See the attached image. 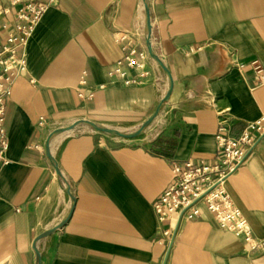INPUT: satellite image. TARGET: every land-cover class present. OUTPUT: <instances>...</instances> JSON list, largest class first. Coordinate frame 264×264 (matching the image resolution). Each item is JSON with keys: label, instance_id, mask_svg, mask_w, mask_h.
<instances>
[{"label": "crops", "instance_id": "crops-1", "mask_svg": "<svg viewBox=\"0 0 264 264\" xmlns=\"http://www.w3.org/2000/svg\"><path fill=\"white\" fill-rule=\"evenodd\" d=\"M146 2L160 62L146 49L145 22L138 27L144 0H58L34 28L26 74L14 78L6 100L0 264H36L34 239L66 216L37 243L41 264H264V137L227 181L262 248L245 251L206 209L198 220L163 227L153 207L172 180L169 159L212 164L220 122L264 116V84L248 66L231 65L259 60L264 68V0ZM128 41L145 58L139 68L116 71ZM170 88L137 136L80 124L51 139L55 163L48 157L50 133L78 119L136 132Z\"/></svg>", "mask_w": 264, "mask_h": 264}, {"label": "built area", "instance_id": "built-area-1", "mask_svg": "<svg viewBox=\"0 0 264 264\" xmlns=\"http://www.w3.org/2000/svg\"><path fill=\"white\" fill-rule=\"evenodd\" d=\"M57 2L0 0V19L11 15L10 19L0 23V171L9 163V139L4 123L6 100L11 95L14 78L26 74V46L34 28L47 8ZM136 18L142 30L145 22L143 3ZM124 39L121 36L116 41ZM124 48L125 54L117 63L116 71L123 65L139 68L145 58V51L139 52L131 41ZM231 65L238 69L248 66L255 74L257 84H264V68L259 60H252L248 64L232 61ZM85 83L83 75L80 84ZM78 96L88 100L92 98L91 93L82 91L78 92ZM263 137L264 116L243 124L230 118L218 125L215 135L217 158L212 164L197 162L192 158L169 159L172 180L153 203L159 225L164 227L174 219L179 222L198 220L206 209L215 216L222 228L245 242V251L262 248V241L253 236L247 220L234 204L227 190V181L246 163ZM162 233L172 241L170 228H163Z\"/></svg>", "mask_w": 264, "mask_h": 264}, {"label": "water", "instance_id": "water-1", "mask_svg": "<svg viewBox=\"0 0 264 264\" xmlns=\"http://www.w3.org/2000/svg\"><path fill=\"white\" fill-rule=\"evenodd\" d=\"M144 11H145V24H146V29H147L146 49H147L149 55L153 59H155L158 62H160V59L155 54V52L153 50V47H152V44H151V33H150L151 23H150L149 7H148V4H147L146 0H144ZM170 94H171V88H170L169 92L162 98V100H161L157 110L155 111V113L135 133L128 134V133H124V132H122V131H120L118 129H115V128L97 126V125L93 124L92 122H90V121H88L86 119H78V120L74 121L68 127H61V128L55 129L54 131H52L50 133V135L48 136V138L46 140V150H47V153H48V157L51 160H53L54 163H55V159L53 158V156L51 154V149H50V141H51V139L54 136L58 135V134H62V133H65L67 131H70V130L74 129L75 127H77L80 124H84V125L92 128V129L100 131V132L110 133V134L117 135V136L124 137V138H132L134 136H137L157 117V115L159 114V111L161 110L162 105L168 100ZM55 169H56L57 174L60 175V172H59V169H58L57 166L55 167ZM67 217L68 216H66V218H64L60 224H58L57 226H55V227H53V228L41 233L40 235H38L34 239L32 247H33V249L35 251V254H36V264H41V255H40L39 250L37 248V243L41 239H43L44 237H46L49 234L57 231L66 222Z\"/></svg>", "mask_w": 264, "mask_h": 264}, {"label": "rangeland", "instance_id": "rangeland-1", "mask_svg": "<svg viewBox=\"0 0 264 264\" xmlns=\"http://www.w3.org/2000/svg\"><path fill=\"white\" fill-rule=\"evenodd\" d=\"M75 121H76V120H75ZM72 123H73V122H72ZM72 123H71V124H72ZM71 124H70V125H71ZM70 125H69V126H70ZM64 127H68V126H64ZM57 129H58V128H57ZM138 130H139V129H138ZM138 130H137V131H138ZM137 131H136V132H137ZM132 133H135V132H132ZM128 134H130V133L128 132Z\"/></svg>", "mask_w": 264, "mask_h": 264}]
</instances>
